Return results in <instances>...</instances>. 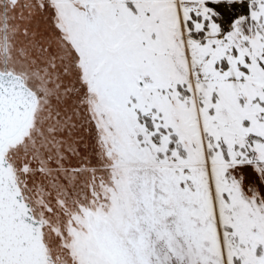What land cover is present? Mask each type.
<instances>
[{
	"label": "snow or ice",
	"instance_id": "obj_1",
	"mask_svg": "<svg viewBox=\"0 0 264 264\" xmlns=\"http://www.w3.org/2000/svg\"><path fill=\"white\" fill-rule=\"evenodd\" d=\"M0 264H264V0H0Z\"/></svg>",
	"mask_w": 264,
	"mask_h": 264
}]
</instances>
